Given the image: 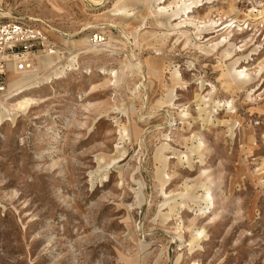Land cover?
<instances>
[{
    "label": "rangeland",
    "instance_id": "obj_1",
    "mask_svg": "<svg viewBox=\"0 0 264 264\" xmlns=\"http://www.w3.org/2000/svg\"><path fill=\"white\" fill-rule=\"evenodd\" d=\"M164 1L0 0V264H264V0Z\"/></svg>",
    "mask_w": 264,
    "mask_h": 264
},
{
    "label": "built area",
    "instance_id": "obj_2",
    "mask_svg": "<svg viewBox=\"0 0 264 264\" xmlns=\"http://www.w3.org/2000/svg\"><path fill=\"white\" fill-rule=\"evenodd\" d=\"M55 46L42 28L19 21L0 23V97L8 90L7 72H24L32 59L55 55Z\"/></svg>",
    "mask_w": 264,
    "mask_h": 264
},
{
    "label": "bare ground",
    "instance_id": "obj_3",
    "mask_svg": "<svg viewBox=\"0 0 264 264\" xmlns=\"http://www.w3.org/2000/svg\"><path fill=\"white\" fill-rule=\"evenodd\" d=\"M81 1L83 2L84 5L89 6V8L90 9H93V10L102 9V8H104L109 3V0H81ZM164 2H165L164 0H157V4H164ZM160 10H163L164 11V10H166V8H163L162 7ZM116 12H117V14L119 16L128 17V16H131L132 15L126 9H122V10H119V11H116ZM186 12H188V11H186ZM7 18H11L9 14H7V13H1L0 12V19L5 20ZM189 20H191V19H189ZM33 21L39 22L38 19H34ZM55 54H56V52H55ZM53 56H55V55H53ZM47 57H51V56H47ZM34 59L36 61L39 58L38 57H35ZM40 63L42 64V66H43L44 69L48 66L47 61H42ZM36 65H37V63H36ZM34 72H35V67H34L33 64H31L30 68L27 69V70H25L24 72H15L13 69H9L8 72H7V77H8V74H9V82H8V91H9V93H11V91H12V92H19L21 94V92H24L23 90L26 89L25 88L26 87L25 85L32 86V88H37L38 85L40 84V81L39 80H41V77H36L37 76L36 74L35 75L32 74Z\"/></svg>",
    "mask_w": 264,
    "mask_h": 264
}]
</instances>
